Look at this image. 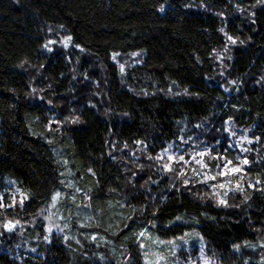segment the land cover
I'll use <instances>...</instances> for the list:
<instances>
[{
	"label": "trees",
	"instance_id": "obj_1",
	"mask_svg": "<svg viewBox=\"0 0 264 264\" xmlns=\"http://www.w3.org/2000/svg\"><path fill=\"white\" fill-rule=\"evenodd\" d=\"M187 134L200 164L157 159ZM0 197V264H146L144 234L262 264L264 2L0 0Z\"/></svg>",
	"mask_w": 264,
	"mask_h": 264
},
{
	"label": "rangeland",
	"instance_id": "obj_2",
	"mask_svg": "<svg viewBox=\"0 0 264 264\" xmlns=\"http://www.w3.org/2000/svg\"><path fill=\"white\" fill-rule=\"evenodd\" d=\"M186 136L187 137L185 140L184 139L180 140L181 143L183 142L182 146H179L178 144L169 145L168 147L165 148L169 150L168 153H165V151H163L162 157L168 159V155H174L176 158H178L180 155H184L185 157L188 158L187 160H192V157L196 153L202 152V151H199V147H196V146L191 147V145L196 143L195 137H193V135L189 137L190 136L189 134H187ZM243 142L244 140L241 138L235 140V143L237 144V146H241ZM187 143L191 145H186ZM196 159L197 160L201 159L200 161L202 162L203 157L201 158L197 156ZM231 161H233V164L230 165L229 168L231 167L241 168L242 164L240 163L241 160L239 156H235L234 160H231ZM222 163L224 165L225 160ZM222 171H224V169L221 167L219 172H222ZM228 174L234 175L236 174V172H229ZM222 176H225V175H222ZM71 185L72 184L67 185L68 193H67L66 199L69 200L70 203L74 206L73 207L74 209L73 218H76L78 220L82 228H86L89 224H91L90 222L92 221H87L84 224V221H85L84 216L88 214L86 211L78 209V206L76 204H77L79 191L77 188ZM57 199L59 198L57 197ZM54 208H55L54 204H52L47 209L43 210L42 213L40 214V218L45 222V230H46V234L48 238L49 236L53 234L58 235V236L65 235L62 227H60L59 223L54 218V214H55ZM76 215L78 216L76 217ZM69 220L70 218H67V221ZM84 235H86L87 237L91 236L89 233H84ZM144 238L149 240L147 241V244H145L144 246L145 248L144 258H145L146 264H155V261L157 259V256L155 254H160V255L165 256L167 258L168 264H178V262L182 261V259L192 261L191 256L195 257L196 262H200L201 264H205V262H207V264H209V261L206 260L205 255L202 252V247H200L197 252H194L193 250L190 249L192 246V242L196 240L194 236H188V237L186 236V237L179 238L175 241L170 240L166 242H163L161 240L150 239L149 236L145 234H144ZM173 252L175 253V255L172 254ZM192 264H195V263H192Z\"/></svg>",
	"mask_w": 264,
	"mask_h": 264
},
{
	"label": "snow or ice",
	"instance_id": "obj_3",
	"mask_svg": "<svg viewBox=\"0 0 264 264\" xmlns=\"http://www.w3.org/2000/svg\"><path fill=\"white\" fill-rule=\"evenodd\" d=\"M258 2H264V0H258ZM160 10L163 11V8H161ZM221 31H223V29H221ZM71 39H72L71 37H67V40L68 41H70ZM229 39L231 40L232 38L229 37ZM49 43H53V42L50 41ZM233 43H235V41H233ZM65 46H67V44H65ZM45 47H47V45H45ZM121 72H123V66H121ZM73 122H75V121H73ZM230 147H231V145H230ZM164 151H165V153H168L169 150L168 149H165ZM205 155H207V153H205V152L196 153L192 157V160L195 161L196 163L200 164L201 161L200 160H197L196 157L198 156V157H201L202 158ZM220 158L221 157H216V159H220ZM150 159H151V157H150ZM157 159L158 160L159 159H163V157L158 156ZM224 159H225V164L223 166L217 165L218 169L221 168V167L224 169V171L218 173L219 175H227L229 172H238V171H240V168L239 167H231V168H229V166L233 164V161L227 160L226 158H224ZM168 160L171 161V162H174L176 164H185V165H187V164L190 163V161L185 160V156L184 155H180L178 159H176V157L174 155H168ZM242 163L245 164V165H247L249 163V161L247 159H244L242 161ZM203 166L204 165H202V167ZM163 167H164L165 171H173V168H172L171 164H164ZM193 171H195V169H193ZM180 174L182 175L183 174V171H181ZM197 175H200V173H197ZM208 179H213L214 180V179H216V177H214V176L213 177H207V176H205V180L202 181V182H206ZM188 183H189L188 180H185L184 181V184L185 185H187ZM219 187L220 188H224L225 185L224 184H220ZM59 195H60V193L59 192H56L52 196V200L55 202L56 199H57V197ZM22 196H23L24 199H27V196L26 195L22 194ZM0 200H2V197H0ZM218 203L221 204V205H225V206L227 205V201L224 200V199H220L218 201ZM14 204H15V198H13V204H11V205H4V204L0 203V207H12V206H14ZM21 204H23V200H21ZM176 219L177 220H180L181 217H177ZM14 227H15V225L13 223H11V222H6V223L3 224V228L6 231H9V232L13 231ZM49 231H50V229H49ZM141 235H143V233H141ZM185 235H187V233ZM66 239H67V237H66ZM93 239H95V237H93ZM141 247L143 248L144 245L141 244ZM262 247H264V245H262ZM236 248L238 250V246H236ZM172 254L175 255L174 252ZM155 255L157 256V259L155 261V264H168L167 258L165 256L160 255V254H155ZM205 264H207V262H205ZM262 264H264V261H262Z\"/></svg>",
	"mask_w": 264,
	"mask_h": 264
}]
</instances>
